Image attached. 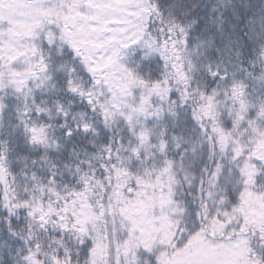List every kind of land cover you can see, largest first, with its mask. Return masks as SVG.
<instances>
[{"label": "snow or ice", "instance_id": "6c2138e0", "mask_svg": "<svg viewBox=\"0 0 264 264\" xmlns=\"http://www.w3.org/2000/svg\"><path fill=\"white\" fill-rule=\"evenodd\" d=\"M221 7L0 0V219L16 264H264V20L235 36L226 13L241 10ZM217 34L243 78L208 62ZM95 124L113 134L65 175L50 154L98 138ZM17 134L34 155L14 173Z\"/></svg>", "mask_w": 264, "mask_h": 264}, {"label": "trees", "instance_id": "16d2710c", "mask_svg": "<svg viewBox=\"0 0 264 264\" xmlns=\"http://www.w3.org/2000/svg\"><path fill=\"white\" fill-rule=\"evenodd\" d=\"M157 2L161 5V10L165 12V15L168 14V7L170 5H177L182 3H187L189 0H157ZM203 3L209 5V7L215 5L220 7L221 11H224L223 7H221L223 0H202ZM233 3L241 10L239 20L232 19L231 15L226 13L228 16V20L231 21L233 25H235V36H243L244 32H248L249 36H254L256 33L261 32V23L264 20V0H233ZM245 5H249V7L245 8ZM211 15V12L209 13ZM247 21V23H246ZM212 31H215L212 29ZM225 31H229L228 25H225ZM199 33H196L198 35ZM227 43V37H221L217 34L216 38V45L220 48V51L217 52L216 48L208 49L205 53L208 62L214 63V65H220L221 72L223 74L224 69H227V77L228 79H232L233 76L236 79L243 78V73L239 71L237 68V64L239 61L236 60L235 56L229 51L228 48L225 47ZM255 46V43H248V39H244V47H245V61L252 58V48ZM157 61H159V57H155L152 61L153 66L157 65ZM163 64L162 61L159 62V70H162ZM241 67L246 68L248 71H252L251 66L245 62L241 65ZM148 75H151L149 70L145 69ZM159 74V71L158 73ZM197 79L205 81L209 90L211 88L217 86V81L209 76L206 71L203 69L197 74ZM251 90V87H250ZM47 99V97H45ZM70 99V97L65 96L62 102H65ZM11 103L8 109V115L5 117V126H7L8 119L11 117L12 122L15 123V112H14V104L15 98H10ZM73 108L83 111V105L76 101L73 105ZM96 117L93 116V121L95 122ZM59 123V118L55 121ZM97 132L99 134L98 138L93 137L90 134L88 136H80L79 138L73 137L71 140H61L60 143L63 144V148L59 152L51 153V157L53 158L54 162L64 171L65 175H68L67 169H64V165L67 164L70 167H74L77 163L78 159H84L85 152H92L94 149L92 145L88 143L89 140L95 141L97 144L104 143L109 136L113 133L109 130H106L102 124H95ZM58 136L61 133H56ZM15 149L10 153V158L12 160L11 169L12 171L18 172L19 171V164L16 161L15 157L17 154L20 155H34L28 152L27 147L23 143V138L19 134L16 137V143L12 145ZM69 153H74V155L70 156ZM71 178V177H69ZM19 181V177L17 178ZM22 183V181H19ZM21 221L23 217L20 218ZM12 237H10L7 233V229L4 225L2 219H0V245H4L0 247V264H16L19 256L17 255V249L20 247L19 244H16Z\"/></svg>", "mask_w": 264, "mask_h": 264}]
</instances>
